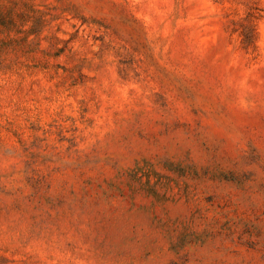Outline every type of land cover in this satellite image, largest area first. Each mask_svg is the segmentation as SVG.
<instances>
[{
    "label": "rangeland",
    "instance_id": "374dc122",
    "mask_svg": "<svg viewBox=\"0 0 264 264\" xmlns=\"http://www.w3.org/2000/svg\"><path fill=\"white\" fill-rule=\"evenodd\" d=\"M0 264H264V0H0Z\"/></svg>",
    "mask_w": 264,
    "mask_h": 264
}]
</instances>
